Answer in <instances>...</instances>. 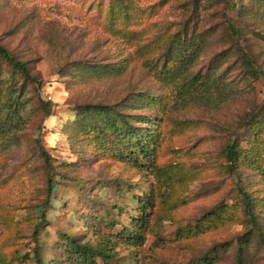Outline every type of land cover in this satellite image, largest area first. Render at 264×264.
I'll use <instances>...</instances> for the list:
<instances>
[{
  "label": "rangeland",
  "instance_id": "374dc122",
  "mask_svg": "<svg viewBox=\"0 0 264 264\" xmlns=\"http://www.w3.org/2000/svg\"><path fill=\"white\" fill-rule=\"evenodd\" d=\"M0 44V264H264V0H0Z\"/></svg>",
  "mask_w": 264,
  "mask_h": 264
},
{
  "label": "trees",
  "instance_id": "16d2710c",
  "mask_svg": "<svg viewBox=\"0 0 264 264\" xmlns=\"http://www.w3.org/2000/svg\"><path fill=\"white\" fill-rule=\"evenodd\" d=\"M238 2H232V3H238ZM225 21H226L225 22V25H226L225 29H226V32H227L228 36H230L234 40H238L239 39V32H238L236 26L234 25V23L228 18H225ZM181 46H182V48H184V49L181 50V54H184L183 56H186L185 53H184L186 51V47L184 46V43H182ZM190 53L191 52H189V54ZM0 56H1V58L3 60H5L6 62H8V63L12 64L13 66H15L16 68H18L21 71V73L24 74L25 76L29 75L28 69L26 67V63L21 61V60H19L14 54H12L2 44H0ZM241 56H242V59L244 60L245 64L248 65L251 68L252 71H255L253 59L245 52H242ZM194 77H196V76H194ZM81 110H82V112H85V113H89L90 110L96 111V113H100V112L104 113L105 115L102 116L100 119L102 120L103 124H105V125H109L110 124V126H106V129H109V127H113L114 128V125L116 123V122H114L115 119L120 117L119 114H116L115 116L110 115V113L112 111H110V107L106 106V105H86V106L82 107ZM108 121H110V122H108ZM126 125H127V121L125 120V115L123 114V127L125 128ZM96 126L97 125H95L93 127V129H95ZM101 131H103V130H101ZM148 144H149V142L147 144L145 143L144 145L145 146L146 145L149 146ZM134 153H136L135 150H134ZM134 153L133 152H128V154H129L128 156L131 157V156L134 155ZM143 155L144 156H148L149 154H148V152H146ZM238 156H239V150L237 149L236 141L234 139H232L226 146V159L229 161L230 164H233L237 160ZM131 158H133V157H131ZM52 184H53V180L51 178H49L48 179V184H47L48 191H50L52 189ZM246 203L248 204V202H246ZM44 214L45 213L42 214L41 220L44 218V216H45ZM71 244L74 247H76V249H78V251L81 254L87 248V245L78 244L75 240H71ZM34 251H35L36 259L38 261H40L39 260V250H38V245L37 244L34 246Z\"/></svg>",
  "mask_w": 264,
  "mask_h": 264
},
{
  "label": "built area",
  "instance_id": "2783aa9c",
  "mask_svg": "<svg viewBox=\"0 0 264 264\" xmlns=\"http://www.w3.org/2000/svg\"><path fill=\"white\" fill-rule=\"evenodd\" d=\"M230 2H238L239 0H229Z\"/></svg>",
  "mask_w": 264,
  "mask_h": 264
}]
</instances>
